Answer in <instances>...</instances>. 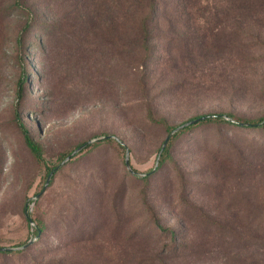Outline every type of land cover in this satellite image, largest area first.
<instances>
[{
    "label": "rangeland",
    "instance_id": "1",
    "mask_svg": "<svg viewBox=\"0 0 264 264\" xmlns=\"http://www.w3.org/2000/svg\"><path fill=\"white\" fill-rule=\"evenodd\" d=\"M30 2L40 16L23 45L13 36L22 28L17 14L2 20L0 36V246L20 247L0 252V264H240L242 218L256 199L264 207V130L195 124L156 167L174 136L169 127L209 112L264 116V28L251 27L258 41L247 51L234 47L245 55L236 59L227 56L234 38L223 22L191 23L214 31L203 50L207 40L179 24L181 51L191 41L205 54L165 65L167 40L154 25L148 62L131 68L121 41L51 31L55 21L66 28L65 0ZM16 112L50 164L99 138L62 165L40 197L44 166L26 146ZM108 134L125 146L100 138ZM241 157L259 165L252 178L243 176ZM156 219L175 228L176 241ZM178 244L177 256L162 254Z\"/></svg>",
    "mask_w": 264,
    "mask_h": 264
},
{
    "label": "trees",
    "instance_id": "2",
    "mask_svg": "<svg viewBox=\"0 0 264 264\" xmlns=\"http://www.w3.org/2000/svg\"><path fill=\"white\" fill-rule=\"evenodd\" d=\"M63 5L62 9H64L65 14L61 17V21L65 23L66 28L60 30L61 23L55 21L50 25L52 32H61L64 35L77 34L81 38L97 37L102 34V37H110L111 44L121 41L119 47L122 45V51L129 50L132 54V58L127 62L131 68L145 65L148 62L152 52L151 40L154 36V25L162 26L164 33L161 36L167 40L166 55L169 58L162 60L165 61V65H168V60L176 61L178 57L182 60L186 59L187 56L190 60H199L200 57L204 56L205 53L202 54V50L206 46L208 48L207 42L214 38V31L210 27L191 29V23L210 22L213 18L223 22V31L227 32L231 38H238V40L234 41L233 39L229 42L230 52L227 53V56L236 59L245 56L240 53L241 50L253 49L252 43L254 42L250 43V41H258L257 35L250 31L251 27L264 28V0H65ZM13 14H17L22 20V28L13 32V36L16 37L20 47L23 45V35L36 24L40 13L38 7L30 0H0L1 37L5 35V24L2 20L10 18ZM179 24L187 25L186 33L191 30L197 34L199 39L207 40L206 43L202 42V50L198 48L195 42L188 41L184 44L185 53L181 51V44L177 41L180 38V33L176 31V26ZM238 46L241 50L234 49ZM193 73L195 74V72ZM196 76L197 74L195 78ZM24 82L25 79L21 84ZM21 98L20 87L17 100L20 101ZM193 119L198 120L179 128L174 132V136L168 140L165 148L160 151L156 169L161 168L167 161L171 154V145L174 139L195 124L224 123L247 129L264 130V116L249 119L233 113L209 112ZM190 120L192 119L185 122ZM14 121L30 152L44 166V179H46L58 164H50L47 161L42 145L34 138L24 119L17 112L14 115ZM181 124L169 127V131L173 132ZM117 143L120 147L125 146L120 140ZM75 149L61 154L59 161H63ZM239 167L243 170V176L251 175V178L259 171L258 164L246 163L245 158H242ZM54 177L55 174L50 184L53 183ZM256 205V208L247 212L242 218L243 228L237 236L242 241V247L237 251L241 258L240 264H264V207L262 202L257 199ZM41 222L42 224L38 225L35 232L38 237L42 236L45 231L44 221ZM155 223L162 230L169 231L173 241L177 240L175 228L164 229L159 219H156ZM234 236L236 238V232ZM182 247L181 244L169 246L161 252L165 257L172 258L177 256L176 252ZM12 250L7 249L0 252L13 253ZM226 263L229 264L228 261Z\"/></svg>",
    "mask_w": 264,
    "mask_h": 264
},
{
    "label": "water",
    "instance_id": "3",
    "mask_svg": "<svg viewBox=\"0 0 264 264\" xmlns=\"http://www.w3.org/2000/svg\"><path fill=\"white\" fill-rule=\"evenodd\" d=\"M198 119H192V120H190V121H188V122H185V123H183V124H181L180 126H178L173 132H175V131H177L179 128H181V127H183V126H185V125H188V124H190V123H194V122H196ZM117 138L118 140H120L117 136H115V135H111V134H108V135H104V136H102V137H100V138ZM97 139H99V138H95V139H91V140H88V141H86L85 143H83L82 145H80L79 147H77L70 155H68L61 163H59L50 173H49V175H48V177H47V179H46V183H45V186H44V188H43V190L39 193V194H37L36 195V197H40V195L46 190V188H47V186L50 184V181H51V179H52V177H53V175L58 171V169L62 166V165H64L69 159H71V157L74 155V154H76L77 152H79V151H81L85 146H87V145H89L90 143H92L93 141H95V140H97ZM168 140H169V136L165 139V141H164V143H163V145H162V147H161V151L165 148V146H166V144H167V142H168ZM121 141V140H120ZM126 163L128 164V165H130V161H129V156L127 155V157H126ZM131 171L132 172H134L132 169H131ZM27 244H25V245H23L24 247L26 246ZM18 248H20V247H2V246H0V251H2V250H7V249H18Z\"/></svg>",
    "mask_w": 264,
    "mask_h": 264
}]
</instances>
